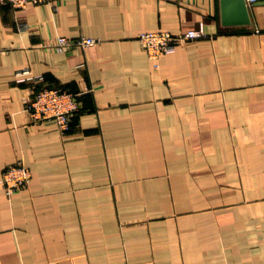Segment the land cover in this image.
I'll return each mask as SVG.
<instances>
[{"label":"crops","instance_id":"0c3cea01","mask_svg":"<svg viewBox=\"0 0 264 264\" xmlns=\"http://www.w3.org/2000/svg\"><path fill=\"white\" fill-rule=\"evenodd\" d=\"M0 3V264H264V1ZM201 28L151 59L138 35ZM57 35L99 38L55 50ZM30 68L44 80L18 82ZM74 92L72 129L34 123L40 86ZM32 172L8 193L3 174Z\"/></svg>","mask_w":264,"mask_h":264},{"label":"built area","instance_id":"2783aa9c","mask_svg":"<svg viewBox=\"0 0 264 264\" xmlns=\"http://www.w3.org/2000/svg\"><path fill=\"white\" fill-rule=\"evenodd\" d=\"M53 1L54 0H0V3H9L13 7L21 8L28 4L52 3ZM246 1L249 4L264 0ZM204 34L201 28H189L177 33L165 30L143 31L139 33L138 39L143 48L148 52L149 57L155 60L157 64V61L162 55L172 51L178 44L187 43ZM99 41V38L86 35H80L75 38L66 35H57L55 41L51 45L55 50L63 51L70 47L87 48ZM16 80L18 82H35L38 85V83L44 80V77L34 73L32 69L28 67L17 70ZM79 108L80 102L74 92L57 86L45 85L36 89L32 98L27 101L25 111L31 122H52L57 125L61 133L67 134L72 129L71 118ZM31 179V169L23 161H17L8 166L3 174V184L5 190L9 194L25 187Z\"/></svg>","mask_w":264,"mask_h":264},{"label":"water","instance_id":"95a60500","mask_svg":"<svg viewBox=\"0 0 264 264\" xmlns=\"http://www.w3.org/2000/svg\"><path fill=\"white\" fill-rule=\"evenodd\" d=\"M221 20L224 25H248L251 22L246 0H220Z\"/></svg>","mask_w":264,"mask_h":264},{"label":"rangeland","instance_id":"374dc122","mask_svg":"<svg viewBox=\"0 0 264 264\" xmlns=\"http://www.w3.org/2000/svg\"><path fill=\"white\" fill-rule=\"evenodd\" d=\"M148 53V52H147Z\"/></svg>","mask_w":264,"mask_h":264}]
</instances>
